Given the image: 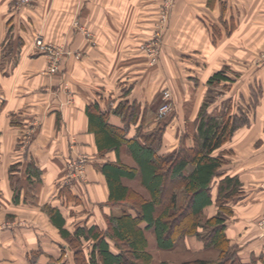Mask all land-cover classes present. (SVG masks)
Wrapping results in <instances>:
<instances>
[{
  "label": "crops",
  "instance_id": "1",
  "mask_svg": "<svg viewBox=\"0 0 264 264\" xmlns=\"http://www.w3.org/2000/svg\"><path fill=\"white\" fill-rule=\"evenodd\" d=\"M161 4L34 0L14 8L13 0H0V218L7 220L0 230V264H77L76 255L89 263L91 240L62 237L48 219L50 208L59 210L71 233L83 225L106 229V216L134 212L108 200L101 166L116 161V154L98 151L86 108L104 114L126 138L139 128L158 125L152 104L160 88L169 84L154 82L142 49L155 29ZM75 19L80 27L72 23ZM38 34L64 49L55 73L47 71V57L34 44ZM263 44L264 0H176L161 59L165 66L169 54L182 57L165 66L176 89L175 110L163 128L160 154L171 152L174 145L195 143L196 118L213 74L222 71L228 77L219 82L231 86L225 97L255 102L246 113L249 123L213 151L222 153L223 162L211 180L212 202L203 209L208 217L214 215L219 186L226 179L237 181L235 194L225 201L231 208L225 233L240 260L250 264L264 261V232L255 225L264 213ZM130 107L137 110L136 118L122 119L119 111L129 112ZM80 154L87 156L84 175L67 179L70 160ZM120 159L134 164L125 145ZM133 180L137 178H122L129 186ZM178 242L205 247L195 236Z\"/></svg>",
  "mask_w": 264,
  "mask_h": 264
},
{
  "label": "trees",
  "instance_id": "2",
  "mask_svg": "<svg viewBox=\"0 0 264 264\" xmlns=\"http://www.w3.org/2000/svg\"><path fill=\"white\" fill-rule=\"evenodd\" d=\"M221 79H228L222 71L213 74L209 83ZM122 107L123 103L120 104ZM127 108L129 112L120 110L122 119L134 120L137 110ZM205 107L201 114H204ZM89 130L95 135L99 152L105 153L114 150L116 161H107L101 166L105 175L111 203H128L133 213L123 211L119 215L105 217L107 227L100 229L97 225L78 226L73 233L65 227V218L57 208H50L51 221L59 230L62 237L70 239L82 236L91 240V251L88 264H150L152 254L147 250L148 241L145 231L153 232L154 240L158 248H172L176 240L170 233L171 227L176 225L171 217L180 205L177 202L176 191L166 186L167 181L181 185L185 194L186 217L180 218L177 223L181 231L176 236L179 238L186 234L199 236L201 229L205 231V247L224 250L225 256L218 260L208 261L202 258L187 260L182 264H250L242 262L237 250L229 242L225 233L226 220L231 214V208L225 204L227 198L235 194L238 185L235 179H226L219 186L215 200L217 210L214 215L202 221L203 209L211 204L210 184L214 175L223 162L222 153L213 154L223 142L229 139L235 129L245 122L244 114L242 124L234 123L236 116L232 114L200 117L195 143L190 147H180L176 151L160 154L159 141L163 133V126H155L151 130L139 128L136 134L126 138L122 130L112 127L106 122V116L100 112L86 108ZM127 112V113H126ZM131 113V114H130ZM202 114V115H203ZM125 145L134 161L128 165L120 159L121 146ZM137 178L144 189V194L133 187L124 184L122 178ZM169 189V190H167ZM142 223L144 225L142 226ZM207 227H210L208 229ZM208 229V230H207ZM107 239L112 241V247ZM72 240V239H71ZM76 248H79L76 245ZM131 252L132 259H128L127 253ZM77 254H82L80 250ZM76 261L85 264L86 261ZM160 264H166L161 262ZM264 264V261H263Z\"/></svg>",
  "mask_w": 264,
  "mask_h": 264
},
{
  "label": "rangeland",
  "instance_id": "3",
  "mask_svg": "<svg viewBox=\"0 0 264 264\" xmlns=\"http://www.w3.org/2000/svg\"><path fill=\"white\" fill-rule=\"evenodd\" d=\"M175 2L176 0H162V4L161 7L159 8L158 11V20L157 23L154 24L155 29L152 32L151 38L143 45V54L145 55V57L150 61L151 63V67L152 70L154 72V82H160L162 81H166L169 86H163L162 88H160V92H158V97L155 98L154 102H153V107L155 109V112L157 113V121H158V125L159 126H165L166 121L171 120V118L173 117V113L175 110V101L173 99V95L174 92L176 91V89H174V83H172L170 81V73L169 70L167 69V72L165 71V66H168L169 64H171L172 60H174V62H178L181 61V58L177 57L175 53L169 54L167 57L169 59L166 60L165 62V66H163L161 59L162 57L166 56V53H162L163 52V46H164V34L166 32V29L168 27V23H169V19L172 13V10L175 6ZM165 4L168 6L167 7V11L163 12L165 9ZM164 5V8H163ZM24 6H30V5H24ZM74 26H78L80 27V23L78 22L77 19H75L73 22ZM158 33V34H156ZM42 37V39L44 40L43 36L41 34H38ZM45 42L50 43L49 41L44 40ZM172 41V39H171ZM52 44V43H50ZM142 47V46H141ZM264 47V44H263ZM57 51H60V53H58V65H57V70L59 68L60 65V61L62 60V57L64 55V49L62 47V45H57L56 46ZM264 49V48H263ZM262 49V51H260L259 53V57L263 60L264 59V50ZM42 54V53H40ZM45 55V54H44ZM172 57V58H170ZM161 73H160V72ZM174 72V70H172ZM182 72V71H181ZM55 73V72H54ZM169 75V76H168ZM232 76H239L238 73L233 72ZM216 82V81H215ZM220 81H217V83L212 82L211 84H209V82H207V89L205 90L204 93V98L202 100V103L199 107V111H198V116L196 118V122L195 125L198 126L199 123V119L202 116L203 119L207 118L208 116H215L217 115L218 118H222V115H227V114H232L235 117L234 119V123H238V124H242L241 122L243 121L241 114H244V125L249 123V116L246 115V113H251L252 109L255 107V102L253 101H246L243 100L242 102H240L239 100H235L234 97H225V92L224 91H230L231 86L229 84H219ZM165 106L166 109L165 111L161 112L162 107ZM205 107V111L204 114H201V110L202 108ZM143 120V118H142ZM242 126V125H240ZM239 127V126H238ZM237 127V128H238ZM236 128V129H237ZM235 129V130H236ZM196 134L193 136L194 140L196 139ZM231 137L229 139H227L226 141L230 140ZM225 141V142H226ZM162 142V135H161V140L159 141V146L161 145ZM223 142V143H225ZM172 151H176L178 149V147L176 145H174V147H172ZM86 165V163H85ZM85 173V166L83 169V175ZM129 184H131L132 187H134V189H136L137 191L142 192L143 194L144 189L141 187V185L137 182V180H133V181H129ZM166 186L170 189V187L172 188V190L174 189L176 191L177 194V202L179 203L180 207L179 209L174 212V215H172L171 217L173 218V221H176L177 223H179L180 218L183 219V217H186L187 213L185 208L186 205V201H185V194H183V190H182V186L181 185H177V184H173L170 181H167V183H165ZM167 189V190H169ZM126 204V207H129L128 203H124ZM122 205V204H121ZM72 215L75 214V212H73V210L71 209L70 212ZM202 221L208 217V215L206 213L202 214ZM264 217V213L262 215H259L256 220H255V225L256 228H258L260 231L264 232V228L261 227V223L260 220ZM44 217L42 216L43 220ZM48 219L51 220V216L50 214H48ZM43 222V221H41ZM176 223V225H173L171 227L170 233L173 236L174 240H176L175 245L172 248L169 249H163V248H158L156 246L155 240H154V236H153V232L151 230H147L145 231V235L149 241V245L147 246V250L152 254V260L150 264H160L161 262H164L166 264H182V262L187 261V260H193L194 258H202V259H206L208 261H213V260H218L221 259L222 257H224L225 252L224 250H217V249H213L210 247H204V249H196L193 247V245H190L188 247L184 246L183 244H181L180 242L177 241V235L180 233L181 228L180 226ZM260 223V224H259ZM7 226V220L6 219H2L0 218V230H3L2 228ZM208 229H210V227H207ZM207 229V230H208ZM206 231V230H205ZM205 231L201 229V234L199 236L194 235V234H186V236H195L196 238H202L205 240ZM180 239V238H179ZM206 241V240H205ZM72 245H76V241L72 240L71 241ZM191 244V242H190ZM128 259H132L131 256V252L129 251L127 253ZM77 264H80L76 261Z\"/></svg>",
  "mask_w": 264,
  "mask_h": 264
},
{
  "label": "built area",
  "instance_id": "4",
  "mask_svg": "<svg viewBox=\"0 0 264 264\" xmlns=\"http://www.w3.org/2000/svg\"><path fill=\"white\" fill-rule=\"evenodd\" d=\"M34 2V0H13V7L14 8H20L24 5H31ZM167 5L165 4V9L163 12L167 11ZM164 8V5H163ZM158 34V33H156ZM34 44L37 47V50L45 54L47 57V71L49 73H54L57 70L58 65V53L60 51H57L56 46L52 45L48 42H45L40 35H37L34 39ZM166 107L163 106L161 109V112L165 111ZM87 162V156L84 154H80L78 156H75L72 158L68 164V172L66 173L67 179H76L83 176V169L85 166V163ZM261 223V224H260ZM260 225L262 228H264V217L260 220Z\"/></svg>",
  "mask_w": 264,
  "mask_h": 264
}]
</instances>
